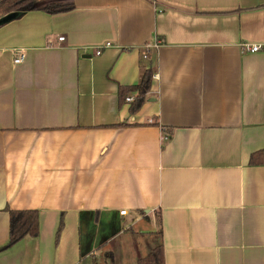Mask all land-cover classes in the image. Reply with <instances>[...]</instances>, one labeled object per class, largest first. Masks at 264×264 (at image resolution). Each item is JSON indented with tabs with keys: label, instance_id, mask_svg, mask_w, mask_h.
Returning <instances> with one entry per match:
<instances>
[{
	"label": "crops",
	"instance_id": "obj_1",
	"mask_svg": "<svg viewBox=\"0 0 264 264\" xmlns=\"http://www.w3.org/2000/svg\"><path fill=\"white\" fill-rule=\"evenodd\" d=\"M74 2L0 27V264H264V0Z\"/></svg>",
	"mask_w": 264,
	"mask_h": 264
},
{
	"label": "trees",
	"instance_id": "obj_2",
	"mask_svg": "<svg viewBox=\"0 0 264 264\" xmlns=\"http://www.w3.org/2000/svg\"><path fill=\"white\" fill-rule=\"evenodd\" d=\"M75 9L74 0H0V27L7 24L6 18L10 22L17 20L28 12L41 11L50 15H58L71 12ZM153 72L146 71L140 83L129 87L128 91L135 93L136 97L131 104V113L136 114L140 111L146 101V97L151 90ZM126 90V89H125ZM250 164L264 165V150L252 155ZM63 229L61 222L57 233V240ZM30 236H39V213L38 211H11L10 212V238L7 248H10ZM137 264H165L164 248L161 234L155 238L152 248L148 254L138 259Z\"/></svg>",
	"mask_w": 264,
	"mask_h": 264
},
{
	"label": "built area",
	"instance_id": "obj_3",
	"mask_svg": "<svg viewBox=\"0 0 264 264\" xmlns=\"http://www.w3.org/2000/svg\"><path fill=\"white\" fill-rule=\"evenodd\" d=\"M64 40H65V37H60V38L58 39V42H59V43H62V42H64ZM109 46H110V45H107L106 48L109 47ZM156 47H157L156 44H155V45L148 44V45H146V50H150V49H152V48H156ZM102 49H103V48H99V49H97V51H96V55H97V56L101 55V53H102ZM261 51H263V47H262L261 45H255V44H249V43H243V44L241 45V52H242V53H251V54H255V53H258V52H261ZM14 55H15L14 63H15L16 65L23 63V61H24V59H25V57H26L25 51H23V50H19V51H17V52L14 51ZM146 57H147V56H146ZM146 57H145V58H146ZM154 78H155V77H154ZM134 100H135V98L132 97V96H130V97H128V98L126 99L127 103H133ZM126 214H127L126 211H122V212H121V215H122V216H125Z\"/></svg>",
	"mask_w": 264,
	"mask_h": 264
},
{
	"label": "water",
	"instance_id": "obj_4",
	"mask_svg": "<svg viewBox=\"0 0 264 264\" xmlns=\"http://www.w3.org/2000/svg\"><path fill=\"white\" fill-rule=\"evenodd\" d=\"M5 21H6L7 23H9V22H10V18H9V17L6 18Z\"/></svg>",
	"mask_w": 264,
	"mask_h": 264
}]
</instances>
